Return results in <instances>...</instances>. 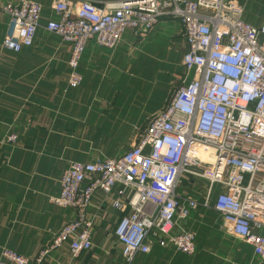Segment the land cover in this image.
<instances>
[{"label": "built area", "instance_id": "2783aa9c", "mask_svg": "<svg viewBox=\"0 0 264 264\" xmlns=\"http://www.w3.org/2000/svg\"><path fill=\"white\" fill-rule=\"evenodd\" d=\"M53 9L59 19L45 28L71 48L73 89L82 84L79 67L88 42L113 50L126 32L145 37L165 17L183 25V65L194 76L150 119L125 156L72 163L63 173L52 202L77 215L34 264H43L64 244L74 258L92 250L95 215L89 210L98 193L123 214L115 236L128 264L151 253L154 244L192 256L196 235L186 224L193 211L209 206L216 186L222 230L250 245L256 264H264V24L255 28L246 22L239 0H57ZM42 10L34 0L3 7L10 18L3 50L19 53L33 46ZM17 141L15 134L7 137ZM195 146L210 149L214 162L192 156ZM190 176L208 182L203 203L179 195ZM0 264L30 261L4 248Z\"/></svg>", "mask_w": 264, "mask_h": 264}, {"label": "crops", "instance_id": "0c3cea01", "mask_svg": "<svg viewBox=\"0 0 264 264\" xmlns=\"http://www.w3.org/2000/svg\"><path fill=\"white\" fill-rule=\"evenodd\" d=\"M0 0V255L4 248L30 264L48 248L76 212L52 202L60 178L72 163H95L125 156L163 111L183 81L193 79L183 65L187 46L180 20L162 18L143 37L128 31L111 50L88 42L79 72L82 84L69 86L71 48L46 30L59 16L57 0L42 5L34 44L19 53L3 50L10 18ZM197 1V0H194ZM244 19L264 24V0H239ZM11 134L16 143L7 142ZM208 182L185 177L178 192L203 203ZM214 190L208 207L193 211L186 224L196 235V252L188 256L154 244L132 264H256L253 248L221 228ZM94 216L93 248L74 258L69 244L50 252L43 264H128L115 229L123 214L101 193L89 210Z\"/></svg>", "mask_w": 264, "mask_h": 264}, {"label": "bare ground", "instance_id": "6f19581e", "mask_svg": "<svg viewBox=\"0 0 264 264\" xmlns=\"http://www.w3.org/2000/svg\"><path fill=\"white\" fill-rule=\"evenodd\" d=\"M197 151H201V153L196 154ZM191 155L194 157H198L199 159L204 160L206 162L213 163L215 160L213 152L210 149L208 150L207 148L200 146H195L191 151Z\"/></svg>", "mask_w": 264, "mask_h": 264}, {"label": "rangeland", "instance_id": "374dc122", "mask_svg": "<svg viewBox=\"0 0 264 264\" xmlns=\"http://www.w3.org/2000/svg\"><path fill=\"white\" fill-rule=\"evenodd\" d=\"M199 153H201V151H197L196 154H199ZM190 178L193 179V180L195 179V181H196V180H201L200 178H198V177H196V176H190ZM183 180H184V179H183ZM258 180H259V178H258ZM246 182H247V180L245 181V183H246ZM218 188H219V186H216V190H217Z\"/></svg>", "mask_w": 264, "mask_h": 264}, {"label": "water", "instance_id": "95a60500", "mask_svg": "<svg viewBox=\"0 0 264 264\" xmlns=\"http://www.w3.org/2000/svg\"><path fill=\"white\" fill-rule=\"evenodd\" d=\"M124 2H137V1H142V0H123Z\"/></svg>", "mask_w": 264, "mask_h": 264}]
</instances>
